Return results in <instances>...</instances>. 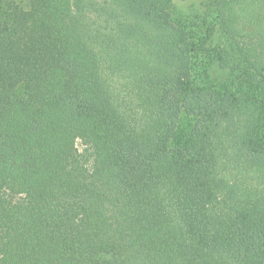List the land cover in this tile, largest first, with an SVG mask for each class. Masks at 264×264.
I'll return each mask as SVG.
<instances>
[{"label":"trees","instance_id":"trees-1","mask_svg":"<svg viewBox=\"0 0 264 264\" xmlns=\"http://www.w3.org/2000/svg\"><path fill=\"white\" fill-rule=\"evenodd\" d=\"M176 1L0 0V264H264L259 4L222 87Z\"/></svg>","mask_w":264,"mask_h":264},{"label":"rangeland","instance_id":"rangeland-1","mask_svg":"<svg viewBox=\"0 0 264 264\" xmlns=\"http://www.w3.org/2000/svg\"><path fill=\"white\" fill-rule=\"evenodd\" d=\"M254 3L259 4L257 6L258 13L262 15V32H264V0H253ZM218 7L217 1L209 0H186V1H176L172 8V18L174 21H178L180 24L184 25L188 32L204 33L206 27L209 26L208 23L212 25L210 32L207 35V57L209 58L207 76L216 86L226 87V77L227 74L219 67L217 61V54L220 51H228L234 53L236 50L237 40L229 37L224 33V30L219 23L217 18L216 8ZM207 26H206V25ZM256 29L253 28V31L249 30V33H246L244 30L243 37L240 41H245L247 44H250L249 40L245 38L246 36H251L253 39L259 35L260 24L256 20L255 22ZM257 30V31H256ZM264 34V33H263ZM252 41V40H251ZM241 43V42H240ZM78 149H81V145L77 143Z\"/></svg>","mask_w":264,"mask_h":264}]
</instances>
